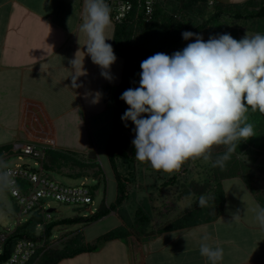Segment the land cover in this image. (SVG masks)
Listing matches in <instances>:
<instances>
[{"label": "crops", "instance_id": "0c3cea01", "mask_svg": "<svg viewBox=\"0 0 264 264\" xmlns=\"http://www.w3.org/2000/svg\"><path fill=\"white\" fill-rule=\"evenodd\" d=\"M209 1L234 5L245 0ZM84 15L85 0H0V146L33 142L72 150L84 158L94 149L96 159L101 150L106 152L114 126L112 96L122 78L124 58L114 51L111 82L100 75L101 69L86 53L87 38L79 31ZM114 30L113 22L106 31L111 46ZM75 57L76 74H81L82 61L86 73L78 77L77 88L72 87ZM107 87L111 94L106 100ZM147 172L140 171L139 182L149 176ZM222 185L226 201L215 220L164 229L176 217H167L162 224L153 217L147 233L107 239L56 264H210L200 255L202 242L223 249L219 264H264V228L256 220L257 208L263 206L243 177L225 178ZM114 200L104 199L106 204ZM122 225L111 211L85 223L83 241L94 244L99 235Z\"/></svg>", "mask_w": 264, "mask_h": 264}, {"label": "clouds", "instance_id": "9594fccd", "mask_svg": "<svg viewBox=\"0 0 264 264\" xmlns=\"http://www.w3.org/2000/svg\"><path fill=\"white\" fill-rule=\"evenodd\" d=\"M111 13L106 0H85L79 25L87 38V55L110 82V66L116 61L112 46L106 43L110 39L106 31L113 23ZM181 36L194 38V42L171 55L158 52L141 62L139 87L120 96L128 106L121 121L125 127L127 121L134 125L136 160L155 171L172 174L197 159L224 170L237 142L255 135L247 122L249 109L264 114V34H245L240 40L222 34L209 36L207 41L191 31ZM76 63L75 57L71 61L73 88L81 86L77 79L86 74L83 61L81 74H76ZM218 146L225 151L213 160V149ZM9 182L8 174L0 173V183ZM206 204L207 198L201 196L198 205ZM238 214L237 210L234 217ZM256 220L264 228V207L258 206ZM199 251L210 264L223 260L220 247L202 242Z\"/></svg>", "mask_w": 264, "mask_h": 264}, {"label": "trees", "instance_id": "16d2710c", "mask_svg": "<svg viewBox=\"0 0 264 264\" xmlns=\"http://www.w3.org/2000/svg\"><path fill=\"white\" fill-rule=\"evenodd\" d=\"M165 4H168L170 10L167 6L165 7ZM235 20L258 21V27L264 29V0H245L234 5L220 2L210 5L208 0H162L155 4L150 13L146 14L143 8L136 7L126 19L114 22L112 48L124 58L122 78L113 93V131L106 146V156L117 185L116 197L109 204L103 201L95 211L85 217L74 216L51 220L46 224V235L50 236L56 225L73 224L81 220L89 223L111 211L122 219L123 225L99 235L94 244L85 243L83 233H74L75 236L65 246L51 247L41 255L33 257L27 264L35 260V264H56L62 258L95 249L107 239L123 237L130 233L148 232L154 217V208L150 205V199L144 197L135 207L133 216L123 205L131 193L129 187L138 178V173L135 149L132 145V140L135 138L134 125L131 121H127V127H125L124 122L121 121V116L128 106L120 99V96L129 88L139 87L142 61L158 52L171 55L175 51L182 50L188 43L194 42V38L189 40L182 38L181 33L184 31L197 33L205 41L209 36L222 34H230L234 39L240 40L244 35L231 23ZM247 117V122L254 127L255 135L237 142L236 151L224 170L213 167L210 161L211 178L204 181L191 180L187 185L178 179L177 174H173L161 183L164 186L179 183L184 196L198 195L207 198L206 206H199L198 202L192 203L162 228L182 229L215 220L224 210L226 194L222 181L229 177H243L250 191L264 207V114L249 109ZM9 147V145L0 146V158L3 151ZM224 151V146L214 147L213 160ZM74 166L78 170L70 171V174L81 175L86 172V168H91L92 174L96 176L101 174L99 180L106 181L103 165L96 159H82L78 153L68 149L47 148L44 161L46 170L65 171L63 168L69 169ZM254 166L262 175L256 173ZM98 184L95 183L91 187L93 198ZM40 220L41 215L35 211L27 221L18 224L7 235L1 246L0 261L10 256L16 241L21 237H37L35 227Z\"/></svg>", "mask_w": 264, "mask_h": 264}, {"label": "built area", "instance_id": "2783aa9c", "mask_svg": "<svg viewBox=\"0 0 264 264\" xmlns=\"http://www.w3.org/2000/svg\"><path fill=\"white\" fill-rule=\"evenodd\" d=\"M160 1L162 0H106V3L112 8V21L121 22L126 19L136 7L143 8L147 14L150 13L154 9L155 4ZM209 3L212 4L213 1H209ZM167 5L168 4H165V7ZM167 9L170 10V7L167 6ZM174 15H177V13H174ZM131 81L133 82V79ZM47 148V145L16 141L9 149L3 151V155L0 158V173H7L10 181L7 185L3 184V186L9 191L17 204L18 218L15 222L16 226L27 221L35 211H38L41 215L40 222L36 224V227H40L39 231L36 232L37 237L23 236L18 239L10 256L0 261V264H27L33 257L41 255L45 250L51 248L53 244L57 242L59 235H46V224L52 220L55 210L54 208L48 207L49 203L47 199L54 198L63 203L88 207L89 214L97 209L92 207L94 198L92 197L91 187L93 184L86 182L88 178L87 175L84 176V179L78 184L69 185L52 178L47 173L48 170L44 167ZM13 154H16L19 159L24 155L32 157L34 166L19 162L13 165H4L6 159ZM81 158L87 159L88 157ZM146 165H148V163L137 161V177L140 171H143L142 168ZM154 172L156 173L157 171ZM188 173L189 169H186L183 165L178 172H174L171 175L177 174L178 179L184 181L187 179ZM23 216H25V218L22 220ZM16 226L13 229L8 227L3 231L0 230V250L3 241H5L7 235L11 233Z\"/></svg>", "mask_w": 264, "mask_h": 264}, {"label": "rangeland", "instance_id": "374dc122", "mask_svg": "<svg viewBox=\"0 0 264 264\" xmlns=\"http://www.w3.org/2000/svg\"><path fill=\"white\" fill-rule=\"evenodd\" d=\"M233 26L239 29L242 35L245 36L255 35L256 33L264 34V29H260L258 26V21L248 22L242 20H235L231 22ZM112 103L113 96H112ZM100 158L96 159V161L103 165L104 170L106 171V181L99 180L100 175L98 176L92 174L93 170L91 168H86L85 174L89 176L86 180L89 184L99 183L98 187L94 194V208H97L107 197L108 201L113 200L116 195V181L110 167L108 158L106 156V152L104 150L100 151ZM25 163L30 166H34V162L32 157L28 155H24L21 159L17 157L16 154L11 155L5 162L4 165H13L14 163ZM186 169H189V173L187 174V179L181 182H185L187 185L191 180L204 181L207 178H211L210 174V161L205 162L202 159H197L194 162L192 160L187 161L183 164ZM147 168H151L148 164L143 167V171H149V176L142 180L136 179L130 185L131 193H129V197L124 201L123 205L129 211L130 215L133 216V212L137 204L145 197L150 199V205L154 208V219L157 224H162L163 220L167 217H177L179 214L185 210L190 204L199 202L200 197L198 195L184 196L182 194V186L177 184L164 186L161 183L171 174H166L161 171L154 172L152 169L150 171ZM255 168V166H254ZM256 169V173L262 175L260 171ZM65 171H59L53 169L48 171L47 173L56 180L64 183V184H78L84 179V173L81 175L70 174L71 172H75L78 170L77 167L73 168H63ZM71 171V172H70ZM141 170V172H143ZM148 174V172H147ZM108 184L107 196L105 192V184ZM46 201V200H45ZM49 205L48 207L54 208V214L52 220H58L65 217H74L81 216L85 217L89 214V208L84 206H75L67 203L60 202L54 198L47 199ZM18 215H17V204L15 199L10 195L9 191L0 183V230H5L6 228L13 229L16 224ZM25 216L22 217V220ZM85 225V221L81 220L73 224H59L54 226L52 229V235H60V240L55 242L52 247L58 248L65 246L66 243L70 242V240L75 236L74 233L82 232L83 227ZM40 227H36V232L39 231ZM62 233H73V234H62Z\"/></svg>", "mask_w": 264, "mask_h": 264}, {"label": "water", "instance_id": "95a60500", "mask_svg": "<svg viewBox=\"0 0 264 264\" xmlns=\"http://www.w3.org/2000/svg\"><path fill=\"white\" fill-rule=\"evenodd\" d=\"M110 94H111V89H110V87H107L106 92H105V97H104V98H105L106 100L109 99ZM88 157H89V158H92V159L97 158L96 151H95L94 149H91V150L89 151Z\"/></svg>", "mask_w": 264, "mask_h": 264}]
</instances>
